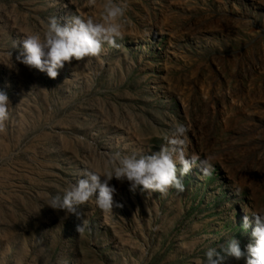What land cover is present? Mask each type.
<instances>
[{
    "label": "rangeland",
    "instance_id": "rangeland-1",
    "mask_svg": "<svg viewBox=\"0 0 264 264\" xmlns=\"http://www.w3.org/2000/svg\"><path fill=\"white\" fill-rule=\"evenodd\" d=\"M125 2L118 47L52 79L16 59L23 35L99 18L103 0H0V264H202L229 237L244 256L224 264H247L251 213L264 211V0ZM177 124L211 175L193 166L167 194L113 178L111 214L94 199L82 219L47 205L112 154L158 151Z\"/></svg>",
    "mask_w": 264,
    "mask_h": 264
},
{
    "label": "clouds",
    "instance_id": "clouds-1",
    "mask_svg": "<svg viewBox=\"0 0 264 264\" xmlns=\"http://www.w3.org/2000/svg\"><path fill=\"white\" fill-rule=\"evenodd\" d=\"M98 0H86L88 7H96ZM127 3L125 0H103L102 16H83L72 14L63 25L56 17H50L46 30L40 34H24L23 49L16 59L55 79L58 69L65 62L73 59L80 61L85 58H99L108 47H118L117 40L125 36ZM10 100L4 91H0V133L6 131L9 119ZM187 129L177 124L169 136L164 137L166 144L158 151L151 153H115L108 157L103 171L85 170L64 194L56 195L48 200L47 205L54 210H63L65 214L75 215L77 219L84 217L82 207L93 199L96 206L105 214H111L114 207H120L114 201L117 192L110 181L115 178L120 182H128L129 189L135 191L142 186L143 191L167 194L170 189L178 192L185 190L183 177L193 166H199L204 176L211 175L213 163L211 158L201 159L193 154L186 155ZM103 177V179H102ZM255 227L251 235L254 243L247 245V264H264V211L252 212ZM248 218H244L243 228H248ZM87 221L77 225V231L83 232ZM222 252L209 248L202 264H224L227 257L240 259L244 256L239 241L229 237L226 245L221 246Z\"/></svg>",
    "mask_w": 264,
    "mask_h": 264
}]
</instances>
